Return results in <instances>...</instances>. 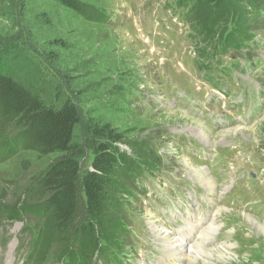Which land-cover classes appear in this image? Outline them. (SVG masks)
<instances>
[{
	"label": "rangeland",
	"instance_id": "1",
	"mask_svg": "<svg viewBox=\"0 0 264 264\" xmlns=\"http://www.w3.org/2000/svg\"><path fill=\"white\" fill-rule=\"evenodd\" d=\"M78 1L86 15L60 0H0V57L15 80L48 104L60 107L72 99L79 106L76 141L95 144L94 127L107 124L125 136L122 146L131 155L135 141L146 142L142 150L159 149L157 175L145 180L149 194L141 189L122 199L130 223L121 252L127 264H264L258 226L264 223V10L249 21L254 39L222 49L220 38L218 52L213 48L214 54L205 55L214 64L205 70L199 67L200 48L209 44L194 26L192 4ZM232 1L247 6L245 16L254 18L255 8L246 0ZM95 8L110 18L100 19ZM226 25L231 32V22L217 27ZM14 135L12 130L8 137ZM0 143V201L12 203L24 198L59 154L25 149L12 154ZM90 162L88 152L84 166ZM180 187L196 190L200 207H174L163 196L178 195ZM81 212L77 224L86 219ZM190 216L200 225L193 245L211 223L218 229L201 258L181 260L167 250V238L180 242L177 231ZM6 221L0 216V224ZM37 221L25 215L0 227V264L21 263L23 225L37 227ZM48 264L63 263L51 258Z\"/></svg>",
	"mask_w": 264,
	"mask_h": 264
},
{
	"label": "trees",
	"instance_id": "2",
	"mask_svg": "<svg viewBox=\"0 0 264 264\" xmlns=\"http://www.w3.org/2000/svg\"><path fill=\"white\" fill-rule=\"evenodd\" d=\"M60 1L82 15L87 14L78 0ZM232 2L178 0L180 6L192 4L194 26L210 45L204 55L215 53L212 45L221 48L220 38L222 48L241 47L251 38L250 22L259 19L264 0H246L255 8L252 20L245 16L247 6L241 9ZM95 11L102 20L110 18L109 12L98 8ZM219 22H231L232 31L227 32V25L218 28ZM7 67L9 64L0 57V140L5 141L3 145L12 154L25 149L41 155H59L25 189L23 199L18 197L12 203L0 201V216L22 220L25 215H34L38 219L37 227L27 230L25 226L24 230L32 235L29 264H48L50 258L69 264H111L119 259L128 239L130 223L122 199L124 195L135 196V180L139 176L159 168L158 150H142L146 142L144 145L135 141L130 147L132 156L122 148L125 136L107 124L94 127L95 144L92 140L76 141V127L82 120L79 106L72 99L60 107L48 104L39 93L15 80ZM12 130L15 135L10 139L8 134ZM3 136H7L5 140ZM88 152L91 162L84 166ZM81 211H85L86 219L77 224Z\"/></svg>",
	"mask_w": 264,
	"mask_h": 264
},
{
	"label": "bare ground",
	"instance_id": "3",
	"mask_svg": "<svg viewBox=\"0 0 264 264\" xmlns=\"http://www.w3.org/2000/svg\"><path fill=\"white\" fill-rule=\"evenodd\" d=\"M193 170V169H192ZM197 170V169H196ZM200 170V169H199ZM201 172V171H200ZM195 173V172H194ZM198 173V172H197ZM196 173V174H197ZM205 175V174H204ZM252 218V217H251ZM254 218V217H253ZM252 221V220H251ZM259 221H255V223L257 224ZM258 226L261 228V233H264V223L263 222H259ZM218 229V226H215L213 223H211L208 226V229H204L202 231V235L203 238L202 240L197 241V243L194 244V239H189L187 238L186 241H180L178 242L175 239H171V238H167L169 241L167 243L168 245V251L172 252V254H176V255H180L177 256L178 258H180L181 260H186L183 259L184 257H189L191 256L192 258H196V257H200L201 255H203L202 253L205 252L207 249L205 247L206 243L208 242V239H211V237L214 235L215 231ZM166 231V230H164ZM187 231V229L185 230ZM184 232V231H183ZM182 235V233H181ZM205 236V238H204ZM186 242V243H185ZM188 245V246H186ZM232 247L228 248L230 250L228 251H232L231 250ZM210 249V248H209ZM212 249V248H211ZM210 249V250H211ZM213 254V253H212ZM220 254V253H219ZM226 255V254H225ZM217 257V256H216ZM205 259V258H204ZM232 259V258H231ZM211 260V259H210ZM226 260L228 261V259L226 258ZM191 261H196V260H191ZM225 263V262H224ZM178 264V263H176ZM220 264V263H219Z\"/></svg>",
	"mask_w": 264,
	"mask_h": 264
},
{
	"label": "water",
	"instance_id": "4",
	"mask_svg": "<svg viewBox=\"0 0 264 264\" xmlns=\"http://www.w3.org/2000/svg\"><path fill=\"white\" fill-rule=\"evenodd\" d=\"M124 148H126V147H124Z\"/></svg>",
	"mask_w": 264,
	"mask_h": 264
}]
</instances>
